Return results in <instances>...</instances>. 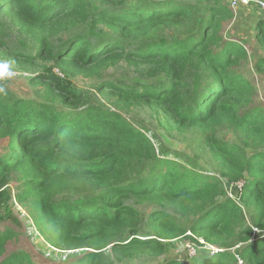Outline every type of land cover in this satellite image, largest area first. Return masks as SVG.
<instances>
[{
	"label": "trees",
	"instance_id": "obj_1",
	"mask_svg": "<svg viewBox=\"0 0 264 264\" xmlns=\"http://www.w3.org/2000/svg\"><path fill=\"white\" fill-rule=\"evenodd\" d=\"M234 12L227 0H0V42L21 34L8 53L44 93L35 102L0 87V264L144 261L187 233L216 252L162 264H264V58L249 67L221 35ZM255 40L264 45V20ZM110 67L138 82L100 84L106 106L71 85ZM141 108L169 135L198 136L204 156L132 123ZM221 127L231 142L216 138ZM13 176L15 202L52 256L6 216Z\"/></svg>",
	"mask_w": 264,
	"mask_h": 264
},
{
	"label": "rangeland",
	"instance_id": "obj_2",
	"mask_svg": "<svg viewBox=\"0 0 264 264\" xmlns=\"http://www.w3.org/2000/svg\"><path fill=\"white\" fill-rule=\"evenodd\" d=\"M260 20H264V14L259 11L256 4H251L249 6L239 8V10L234 12L233 19L229 22H224L221 26V35L225 38L235 40L247 52L249 57V67L257 58H264V45L259 44L255 40V29ZM17 34L21 36L18 32H14L11 35V39L9 38L10 40L6 39L3 42H0V64H7V72L11 74L0 77V87L10 97L37 102L43 98L44 93L40 86L32 83L31 79L33 78V73L25 72L15 65L12 57L8 53L9 49L16 47V41L19 39ZM71 36V33L70 35L65 36L63 38L64 41L68 40ZM53 71L62 79L68 80V78H64V76L56 69ZM256 77L258 81L256 82L259 89L258 93L260 97L264 99V73L263 76L256 75ZM108 81H121L129 84L138 82L137 76L134 72L131 70L121 69V67H110L102 72L100 71L98 76H94L92 78H83L79 75L70 80L71 85L78 91H81L92 104L101 103L102 105L107 104L108 101L97 91V88L100 84H104ZM128 116L132 123L137 125L139 123L143 124L148 127L150 131L158 133L160 135L159 139L169 150L180 155H185L191 159L198 157L201 158L204 156L198 149L200 143L198 136L194 135L192 132H187L183 136L176 133V131H172L170 135L167 134L164 129L159 127L160 125L150 109L141 108L131 111ZM166 135H169L170 137L167 138ZM4 137L5 132L0 129V140ZM216 138L226 139L231 142V132L228 129L221 127L217 130ZM18 180L19 179L15 176L8 180V186L6 189L10 190L11 195V201H8L9 204L13 201L14 206H7L10 214H6V216H9V219L13 223L25 229L26 234L32 242L30 243L37 251L52 256L50 249L43 243L42 238L35 239L30 234L29 216L25 208L15 202L14 197L20 187V182ZM241 186V183L237 184L236 188L239 189ZM223 188L226 190L227 195L231 197L232 186H227L226 183H223ZM57 198L59 200L69 199V197L66 198L64 195H59ZM152 209L153 208H150L149 206L142 207L141 212L143 214H149ZM247 222L250 223V220H247ZM187 237L192 236L187 233L185 237L171 241L168 243L169 247L162 254L156 257L145 259L144 261H126L125 264H162L173 259L184 261L185 259L183 258L185 256H193L196 252L206 253L205 251H211V247L205 245L203 242L197 240V245L191 239H186ZM22 246H24V243H22ZM237 248L238 247L230 250V253L235 254ZM54 257H58V255L54 254ZM237 261L238 262L236 264H244L240 259H237Z\"/></svg>",
	"mask_w": 264,
	"mask_h": 264
},
{
	"label": "built area",
	"instance_id": "obj_3",
	"mask_svg": "<svg viewBox=\"0 0 264 264\" xmlns=\"http://www.w3.org/2000/svg\"><path fill=\"white\" fill-rule=\"evenodd\" d=\"M228 4L230 6V8H232L235 12L237 9L241 8V7H246L249 6L251 4H256L257 7L264 12V1H260V0H227ZM29 224H31L29 222ZM30 234L33 235L34 237H38L37 236V232L34 230V228L32 226H30ZM41 238V237H39ZM212 251L216 250L214 248H210ZM194 256V255H193Z\"/></svg>",
	"mask_w": 264,
	"mask_h": 264
},
{
	"label": "clouds",
	"instance_id": "obj_4",
	"mask_svg": "<svg viewBox=\"0 0 264 264\" xmlns=\"http://www.w3.org/2000/svg\"><path fill=\"white\" fill-rule=\"evenodd\" d=\"M8 65L7 64H0V77H4L6 75H11L7 72Z\"/></svg>",
	"mask_w": 264,
	"mask_h": 264
}]
</instances>
